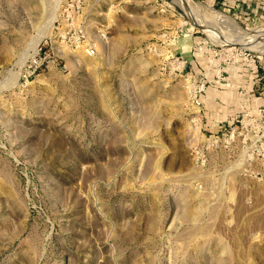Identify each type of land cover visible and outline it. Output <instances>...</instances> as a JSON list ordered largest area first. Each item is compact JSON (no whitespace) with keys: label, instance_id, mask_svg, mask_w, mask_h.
<instances>
[{"label":"rangeland","instance_id":"374dc122","mask_svg":"<svg viewBox=\"0 0 264 264\" xmlns=\"http://www.w3.org/2000/svg\"><path fill=\"white\" fill-rule=\"evenodd\" d=\"M189 1L0 0V264H264V0Z\"/></svg>","mask_w":264,"mask_h":264},{"label":"crops","instance_id":"0c3cea01","mask_svg":"<svg viewBox=\"0 0 264 264\" xmlns=\"http://www.w3.org/2000/svg\"><path fill=\"white\" fill-rule=\"evenodd\" d=\"M235 77L234 89L215 90L211 96L204 97L202 100L205 126L213 132L226 124H230L238 113L248 111L264 100L262 97L256 96L254 88L258 86L254 81L242 79V77H247V74H236Z\"/></svg>","mask_w":264,"mask_h":264},{"label":"bare ground","instance_id":"6f19581e","mask_svg":"<svg viewBox=\"0 0 264 264\" xmlns=\"http://www.w3.org/2000/svg\"><path fill=\"white\" fill-rule=\"evenodd\" d=\"M180 4H181V2H180ZM182 6L181 7H183V8H185L187 11H188V13H190V15H192V16H194V13H196V12H194V9L192 10V6H191V3H190V1L189 0H183V3L181 4ZM184 9V10H185ZM198 12V11H197ZM191 16V17H192ZM196 16V15H195ZM199 16V15H198ZM214 16H216V14L214 15ZM219 16V15H218ZM193 18V17H192ZM219 18H221V19H223L222 17H221V15L219 16ZM198 20H200L199 18H198ZM224 20V19H223ZM205 21V20H204ZM199 22V21H198ZM203 22V21H202ZM200 23V22H199ZM205 22H203V24H204ZM201 24V23H200ZM202 24V25H203ZM200 26V25H199ZM203 28V27H202ZM204 30L206 31V32H208V30H207V28H204ZM209 36H210V38L213 40L214 38H215V40L216 41H218V38H217V36H215V35H213V34H211L210 32H208L207 33ZM238 34H239V37L241 38L240 39V41H235V43H237V44H241V43H243L244 45V47L245 48H251V47H255V46H261V45H263L264 44V37H262V36H264V29H258L256 32H255V34H254V36L251 38V37H249L248 35H246V34H244L243 35V33H241V32H239L238 31ZM224 40V39H223ZM214 41V40H213ZM227 41V40H226ZM239 42V43H238ZM220 44H221V42H220ZM224 44V43H223Z\"/></svg>","mask_w":264,"mask_h":264},{"label":"built area","instance_id":"2783aa9c","mask_svg":"<svg viewBox=\"0 0 264 264\" xmlns=\"http://www.w3.org/2000/svg\"><path fill=\"white\" fill-rule=\"evenodd\" d=\"M67 15L70 16L69 14ZM71 30H73V36L71 38L77 45H82L86 54H88L89 56H93L97 53L96 44L88 39L86 33L82 29L71 26L68 32L70 33ZM198 102L199 101H197L196 103L198 104ZM235 123L236 124L239 123L240 127L244 128L243 125L246 123V119L243 118L241 120L236 119Z\"/></svg>","mask_w":264,"mask_h":264}]
</instances>
